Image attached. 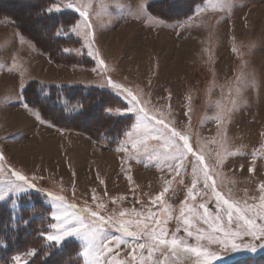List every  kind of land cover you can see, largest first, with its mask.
I'll return each instance as SVG.
<instances>
[{
    "label": "rangeland",
    "instance_id": "1",
    "mask_svg": "<svg viewBox=\"0 0 264 264\" xmlns=\"http://www.w3.org/2000/svg\"><path fill=\"white\" fill-rule=\"evenodd\" d=\"M109 79L132 91L150 116L187 135L214 173L215 190L247 209L257 228L264 226L258 218L264 217V0H0V195L7 193L0 202L15 213L35 193L37 215L49 217L37 239L7 253L6 264H16L17 254L20 264H196L194 253L173 256L170 246L152 251L155 241L146 233L159 236L161 230L168 240L175 236L188 247L215 252L220 258L213 264H264V240L245 234L250 226L240 218L244 212L229 223L226 206L211 191L204 195L202 178L189 195L191 166L177 175L157 153L131 147L128 134L137 117L121 114L128 99ZM43 85L96 93L74 127H62L26 101L37 102ZM99 89L114 103L103 105ZM69 92L53 93L66 103ZM80 95L77 90L70 99ZM13 148L19 151L11 155ZM56 197L85 223L103 218L96 245L104 251L86 256L80 237L56 244L41 235L62 227L53 217L63 215L56 212ZM216 216L224 219L213 225ZM121 224L137 236L121 232ZM215 227L233 234L228 247L209 239ZM51 251L59 258L48 259Z\"/></svg>",
    "mask_w": 264,
    "mask_h": 264
},
{
    "label": "snow or ice",
    "instance_id": "2",
    "mask_svg": "<svg viewBox=\"0 0 264 264\" xmlns=\"http://www.w3.org/2000/svg\"><path fill=\"white\" fill-rule=\"evenodd\" d=\"M67 7L72 8L73 5L69 3ZM55 10L59 11L60 9L57 8ZM49 11H52V9H49ZM75 11L79 12L81 16H88L87 10H82V8L77 7L75 8ZM85 23L87 24V20ZM88 55L91 56L92 52H89ZM100 63L101 65L104 64L103 59L100 60ZM108 83H110L112 87L120 89L125 94V98L128 99V106L122 109L121 114L134 113L137 117V123L132 125V130L128 134L131 147L133 149H142L150 155L157 153L158 158H162L168 169L175 172L177 175L180 174L179 169L183 168L186 170L189 166H191L193 186L189 190V195L196 191V185L202 178L204 195L207 196L208 192L211 191L216 197L217 204L220 206H226L224 211L227 216V221L229 223L232 222L234 217L238 216L240 212H244V216L240 218L245 221L246 225L250 226L245 229V234L251 235L257 240H264V226L257 228L256 223L249 217L247 209H241L238 206L234 207L227 199H224L220 192L215 190V183L212 181V175H214V173L202 163L203 156L197 155L192 151L189 146L188 136L181 135L175 128H169L163 119L157 118L156 116H150L143 107H140L141 101L138 100L137 96L129 89L122 88L121 85L114 83L111 79L108 80ZM150 141H155V145L149 143ZM129 179H131V177H129ZM18 180L23 181L25 184L28 183L27 178L24 176H18ZM165 191H167V188H165ZM6 195V192L3 193V195H0V199H3ZM160 195L163 196V193ZM157 199H159V197H157ZM55 200L60 202L56 208V212H60L63 215H56L54 212L53 217L56 221L60 222L62 227L57 230V234L45 231L42 232L41 235L46 237L47 241L56 244H60L72 236L80 237L85 241L84 254L86 256L90 255L92 251H104L103 244H101L99 248H97L96 245L98 236L102 231L101 225L103 223V218H99V221L92 219L89 220L88 223H85V216L68 213L67 208L62 204L61 198L56 197ZM68 207H71V205ZM201 207L203 208L205 206L201 205ZM84 211L87 212L88 210ZM206 212L207 209L205 208V213ZM89 215L92 218L97 217L96 212H90ZM183 215L184 212L181 210V216ZM202 218L204 219V223L208 224V219L204 217ZM258 218L264 219V217ZM223 219L224 217L216 216L212 219V224L218 225ZM185 223L187 224L188 221L185 220ZM53 227H55V225H53ZM253 229H255V231H253ZM119 230L126 233L128 236H137L136 232L131 231L123 224L120 225ZM177 231H179V228H177ZM197 231L199 232V229H197ZM146 234L155 241V244L151 248L152 251H155L156 248H160L161 246H170L173 256H179L185 253H194L197 257L196 264H213L215 260L220 258L215 252L209 251L206 248L188 247L182 240L178 241L175 236H173L171 240H168L163 230H161L159 236H153L151 233ZM187 235L191 236L192 232L187 231ZM232 235L233 234L230 232H224L221 227H215V230L209 234V239L223 247H228L229 237ZM197 238L203 239L201 236H198ZM139 247L143 249L145 245L140 244ZM230 247L232 250L239 249V246L234 241L231 242ZM247 247L253 252L257 250L256 246ZM259 247L264 248V244L259 245ZM35 252L36 249H32L28 255H34ZM20 259L21 257L19 254L14 257L16 264H20ZM115 264H120V262H115Z\"/></svg>",
    "mask_w": 264,
    "mask_h": 264
},
{
    "label": "trees",
    "instance_id": "3",
    "mask_svg": "<svg viewBox=\"0 0 264 264\" xmlns=\"http://www.w3.org/2000/svg\"><path fill=\"white\" fill-rule=\"evenodd\" d=\"M44 1L46 0H42V2ZM38 9L39 8H37L36 10ZM27 17H30V16H27ZM70 20H71V17H70ZM22 22H24V20H22ZM54 22L56 23L55 19L54 21H52V24ZM46 40H47V43L52 44L49 41V39H46ZM55 87L57 86H54L52 88H47L45 87V85H43L38 90L39 98L37 102L30 101L29 99H27L26 101L27 103L36 104V108L41 111V115L45 119L54 123L55 125L62 126V127H74L72 125V122L76 121V119L80 118V116L84 113L85 108L81 110V107L84 104H87L89 99L92 96H95L94 93H96V91L92 89L86 90L82 88L81 86L80 87L63 86V87L56 88V89ZM77 90L81 92V95L77 97L76 100L70 99L73 96H75ZM68 91L70 92L68 93L66 103L61 102L60 98H57L56 95L53 93L55 92L56 94H62V93L66 94V92ZM99 91L101 93V97L104 98L105 100V102L103 100V105L105 103L108 104L110 102L114 103V101L111 99L113 98V96L109 95L108 91H106L107 93H105L103 89H99ZM24 94L26 96L25 92ZM96 103L99 104V107L101 108V114H102V109H103L102 103L101 102H96ZM78 105L80 106V109H78L77 111L75 110L71 111V109H73L74 107H77ZM94 108H91V109L89 108L88 110H86L85 115L87 116L92 115L93 113H91V111ZM105 120H107V118H105ZM96 128H97V125H96ZM26 198L30 200L31 204L25 203L20 209V211L15 212V213H13L10 210V207L7 203L0 202V264H6L8 262V259L6 257L7 253H10V252L12 253V252L21 250L22 248H24L30 243L31 238L37 239L39 237L38 234H36L38 227L42 226L44 221L46 222L49 221L48 216L45 217V216L40 215V217H42L41 219L37 215L39 212L36 211V208L37 206H39L38 205L39 203L41 204L39 196L33 193V194H30L29 197H26ZM30 215L31 217H29ZM37 219H41L42 223L38 225L36 228H34V224L38 223V222H35V220ZM14 241H17L20 243L22 242L21 244H23V246L21 247L13 246ZM52 253L53 251L49 253L50 256L48 257V259H53V258L58 259L59 258L58 255L56 256L54 255L52 257ZM9 255L11 256V254ZM61 256H64V255H61ZM56 262L59 263V260H56ZM46 264H51V262L49 261Z\"/></svg>",
    "mask_w": 264,
    "mask_h": 264
},
{
    "label": "crops",
    "instance_id": "4",
    "mask_svg": "<svg viewBox=\"0 0 264 264\" xmlns=\"http://www.w3.org/2000/svg\"><path fill=\"white\" fill-rule=\"evenodd\" d=\"M21 125H25V124H24V123H21ZM27 127H28V126H27ZM29 127H30V126H29ZM27 132H28V131H27ZM39 132H41V137H42V136H44V137H45V134L43 133V131H42V130H39ZM29 133H31V134H34L35 132H34V131H33V132H32V131H30ZM29 133H28V134H29ZM32 140H37V141H39V138H37V139H32ZM42 143H44V142H42ZM49 146H50V145H49ZM49 146H48V147H49ZM22 148H23V147H22ZM12 150H13V151H16V150H18V149H16V148H15V149H14V148H13V149H11V150H10V152H11V155H12ZM18 151H19V150H18ZM50 155H51V154H50ZM48 165H49V164H48Z\"/></svg>",
    "mask_w": 264,
    "mask_h": 264
},
{
    "label": "bare ground",
    "instance_id": "5",
    "mask_svg": "<svg viewBox=\"0 0 264 264\" xmlns=\"http://www.w3.org/2000/svg\"><path fill=\"white\" fill-rule=\"evenodd\" d=\"M21 13V12H20ZM143 52V51H142ZM138 53V52H137ZM141 57V56H140Z\"/></svg>",
    "mask_w": 264,
    "mask_h": 264
}]
</instances>
